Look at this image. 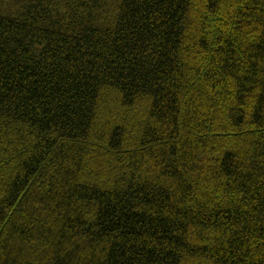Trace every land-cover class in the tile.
I'll return each mask as SVG.
<instances>
[{"label":"trees","instance_id":"16d2710c","mask_svg":"<svg viewBox=\"0 0 264 264\" xmlns=\"http://www.w3.org/2000/svg\"><path fill=\"white\" fill-rule=\"evenodd\" d=\"M0 264H264V0H0Z\"/></svg>","mask_w":264,"mask_h":264}]
</instances>
